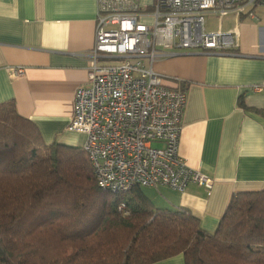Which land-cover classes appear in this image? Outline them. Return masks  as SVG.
I'll return each instance as SVG.
<instances>
[{"label": "crops", "instance_id": "obj_1", "mask_svg": "<svg viewBox=\"0 0 264 264\" xmlns=\"http://www.w3.org/2000/svg\"><path fill=\"white\" fill-rule=\"evenodd\" d=\"M142 23L151 22L155 0H135ZM218 30L238 36L233 55L168 51L152 71L166 87L185 92L178 156L213 181L208 193L190 185L178 193L146 188L157 209L182 208L214 232L238 192L264 190V7L227 13ZM97 0H0V104L13 102L45 145L80 148V134L67 131L74 94L87 83L95 45ZM23 68L12 77L11 69ZM144 191V190H143ZM156 264H185L182 255Z\"/></svg>", "mask_w": 264, "mask_h": 264}, {"label": "trees", "instance_id": "obj_2", "mask_svg": "<svg viewBox=\"0 0 264 264\" xmlns=\"http://www.w3.org/2000/svg\"><path fill=\"white\" fill-rule=\"evenodd\" d=\"M264 264V190L231 197L217 229L143 188H99L81 148L45 145L0 104V264Z\"/></svg>", "mask_w": 264, "mask_h": 264}, {"label": "built area", "instance_id": "obj_3", "mask_svg": "<svg viewBox=\"0 0 264 264\" xmlns=\"http://www.w3.org/2000/svg\"><path fill=\"white\" fill-rule=\"evenodd\" d=\"M264 0H155L151 22L142 23L135 0H97L95 45L87 83L76 89L67 131L85 137L81 150L99 188L112 193L134 187L190 185L208 193L213 181L178 156L185 92L166 87L152 64L168 51L233 55L238 36L208 32L206 18L233 12L254 17ZM23 68L11 69L12 77ZM252 92L264 91V85ZM157 145V146H155Z\"/></svg>", "mask_w": 264, "mask_h": 264}, {"label": "rangeland", "instance_id": "obj_4", "mask_svg": "<svg viewBox=\"0 0 264 264\" xmlns=\"http://www.w3.org/2000/svg\"><path fill=\"white\" fill-rule=\"evenodd\" d=\"M221 25L220 21L218 19H216L215 17L213 16H208L206 18V30L208 32H211V31H215V30H218L219 29V26ZM222 26V25H221ZM84 139L85 137L83 135H80L78 138H77V145L81 148V146L83 145L84 143ZM157 146V145H155ZM144 192L147 193L148 190L146 188H143ZM148 194V193H147Z\"/></svg>", "mask_w": 264, "mask_h": 264}]
</instances>
